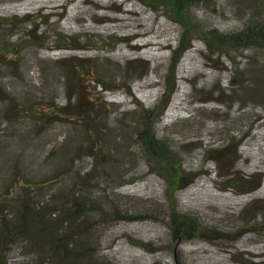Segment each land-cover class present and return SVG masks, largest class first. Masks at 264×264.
I'll list each match as a JSON object with an SVG mask.
<instances>
[{"label":"rangeland","instance_id":"rangeland-1","mask_svg":"<svg viewBox=\"0 0 264 264\" xmlns=\"http://www.w3.org/2000/svg\"><path fill=\"white\" fill-rule=\"evenodd\" d=\"M255 6L264 19V0H217L190 15L223 31ZM163 14L141 0H0V205L11 212L28 192L52 194L60 222L85 201L83 264H264V57L215 51L197 27L172 68L182 28ZM26 21L36 41L23 38ZM161 84L173 86L156 133L180 151L174 202L135 139ZM65 88L76 103L67 115ZM172 203L201 237L172 242ZM5 241L0 229V264L35 262L34 247Z\"/></svg>","mask_w":264,"mask_h":264},{"label":"trees","instance_id":"trees-1","mask_svg":"<svg viewBox=\"0 0 264 264\" xmlns=\"http://www.w3.org/2000/svg\"><path fill=\"white\" fill-rule=\"evenodd\" d=\"M146 5L152 6L157 9H161L167 18L173 22L178 23L182 32L177 44L174 48L170 49L171 53V65L172 68L179 62L182 54L190 47L191 33L198 29L202 33L207 46L212 47L215 51L226 52L232 49H241L246 52H257L264 57V19L261 17L262 12H258L257 6L254 7L252 12L241 22L237 27L219 31L211 28L206 22H197L191 17L190 10L198 4H203L204 7H208L209 4H215L217 0H141ZM71 2V1H70ZM30 14H25L24 17H28ZM26 25L29 21H26ZM30 24V23H29ZM200 24V25H199ZM199 25V26H198ZM37 27L35 24H30L28 32L24 33V39L26 42H32L37 40L36 35ZM43 34V33H42ZM137 37V36H135ZM23 38L18 39V44ZM134 39V38H130ZM24 47V45H22ZM62 48V47H59ZM66 48V47H64ZM70 48V47H67ZM13 52V50H11ZM230 66L235 64L234 60L230 58ZM234 63V64H231ZM98 84L101 81H97ZM106 89V87H104ZM159 94L155 98L157 101L155 104H148L141 106V124L136 128L135 139L139 146L144 150L146 157L149 161L153 162L160 170V173L164 176L167 182V195L171 202L173 201L174 193L180 189L181 183V169L180 162L176 159L178 152L177 146L170 145L165 142L164 138L157 136L156 125L160 122L159 118L162 117L166 111L169 103L170 96H172L173 86L161 84L159 86ZM67 103H64L59 107V111L62 114H69V109L76 106L75 101L70 102L72 96L68 93V88H65ZM130 94V93H129ZM130 94V100L138 103L136 99H133ZM74 103V104H71ZM80 107V105H77ZM53 111L54 108H47ZM35 110V109H34ZM47 112V111H46ZM49 113V111H48ZM75 114V113H74ZM73 114V115H74ZM49 116L48 114L46 117ZM244 136L239 137L233 144L227 143L225 147L220 150H236L238 145L243 140ZM69 139H64L67 143ZM65 142H57V145H53L47 148V153L52 154L53 151H57L61 144ZM58 154V153H54ZM214 156L213 160H216ZM39 185L34 184L33 188L38 190ZM33 191L23 195L20 204L13 211H10L12 206L5 204L0 205V229L5 231V235L8 238L6 245H11L15 242H19L21 249H26L30 252V248L34 247V263L33 264H69L71 261L75 264H83V260L86 259L89 252H86V245L84 237L81 231H78L79 219L84 216L85 209L83 203L85 201H74L77 212L76 217L68 216L65 220L59 222V214L53 209L49 208V201H53L54 195H43L41 198H36ZM172 203L170 207V226L172 229V242L176 241L180 237L185 240H192L199 238L204 234V228L200 223L194 221L192 218H187L185 214L179 212ZM74 213V212H73ZM115 218L117 221H130L134 219H147L142 217L136 218L135 216H129L127 214H117ZM76 222V223H75ZM60 223V225L58 224ZM66 227L65 233L62 229ZM63 227V228H62ZM138 245L143 246L145 249H149L147 243L138 242ZM150 251H153L150 250ZM7 252V249L5 250ZM4 254V252H3ZM45 255L47 257H45ZM4 264V263H3Z\"/></svg>","mask_w":264,"mask_h":264}]
</instances>
